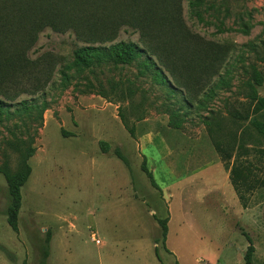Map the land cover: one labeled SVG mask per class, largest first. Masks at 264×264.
<instances>
[{
  "label": "rangeland",
  "instance_id": "rangeland-1",
  "mask_svg": "<svg viewBox=\"0 0 264 264\" xmlns=\"http://www.w3.org/2000/svg\"><path fill=\"white\" fill-rule=\"evenodd\" d=\"M122 1L124 10L116 11ZM128 2L83 0L68 10L76 30L46 27L29 52L47 72L44 88L0 97V164L15 171L14 145L33 148L17 232L8 224L10 195L0 172V264H243V233L254 247L251 264H264V185L240 205L228 179L233 157L225 165L214 148L233 134L231 155L249 160L264 180V140L248 125L251 116L264 121V108L251 113L255 102L245 97L251 67L263 65L264 0H201L199 15L178 0L184 38L216 43L218 55L225 53L211 77L193 85L189 102L170 91L174 85L155 83L151 70L138 72L146 54L92 72L70 67L78 46L117 41L143 51L158 44L150 58L159 62L167 36L130 24ZM257 92L264 97V82ZM233 109L241 116L235 121ZM166 110L182 119L179 129L168 125Z\"/></svg>",
  "mask_w": 264,
  "mask_h": 264
},
{
  "label": "trees",
  "instance_id": "trees-1",
  "mask_svg": "<svg viewBox=\"0 0 264 264\" xmlns=\"http://www.w3.org/2000/svg\"><path fill=\"white\" fill-rule=\"evenodd\" d=\"M83 0H0V97L3 99H16L22 93H36L44 88L47 80L46 70L39 67V61L29 57V52L35 44L39 32L46 27H50L56 32H65L69 29L73 31L79 26L76 23V17L70 12L79 9L78 5ZM201 0H188V6L195 8V13L200 14ZM123 5H119L116 11L122 12ZM128 11L123 14L130 24H135L136 29L148 33L149 31H159L166 35V48L163 50V57L159 58V62L153 61L151 54H158L160 46L149 45L147 51L139 49L133 42L117 41L109 44V46H96L93 44H84L78 46L74 51V60L70 67L78 70H87L92 72L94 68L102 66H123L132 63L141 55L146 54L147 59L141 63L138 69L140 74L151 70L152 80L157 84L170 83L174 85L171 92L182 93L185 98L194 97L193 85L198 84L206 75L208 79L211 74L220 67L225 58L224 55H218L220 46L216 43L205 42L202 40L195 41L189 34L185 32L180 18V6L178 0H129L127 5ZM103 25L109 28V20L102 18ZM112 23L114 19H110ZM84 25L82 24V27ZM166 33V34H165ZM187 35V36H186ZM181 36V37H180ZM181 49H178L179 47ZM262 70L264 71V57L260 59ZM157 65V66H156ZM262 70L255 66L251 67L249 77L245 85L247 90L245 97L252 102L251 113H257L264 108V97H260L257 87L262 86L264 82ZM170 77L167 78V74ZM65 75V72L62 71ZM205 79V77H204ZM102 97L104 94L98 93ZM0 98V113L2 112L3 99ZM189 99L187 101L189 102ZM25 104V102L23 103ZM32 109V108H30ZM29 107L25 110L30 111ZM169 114L168 125L179 129L182 119H174L175 113L166 110ZM173 113V114H172ZM232 121L241 117L239 112L232 110L229 113ZM247 118V114L242 116ZM248 125L255 130L257 135L264 140V121H258L254 116L248 120ZM129 133L133 135V129L127 128ZM231 142L214 141V148L217 152L219 160L223 164H227L233 157L228 179L231 187L243 207H246L249 194L257 187L264 185V180L255 177L253 174V165L249 160L240 159L238 155H231V143H234L235 136L230 135ZM23 143V141H20ZM14 145V144H13ZM19 154V162L17 170H13L7 163L0 164V172H2L7 180L10 202L8 205V224L14 232L18 231L19 211L21 204L20 188L28 181L32 168L29 167L27 160L33 153V148L26 146L23 150L18 149L17 144L14 145ZM264 155V150L261 151ZM143 172L150 179L152 185L155 182L152 173L141 162ZM166 219L160 220L162 239L166 232ZM247 247L243 255V264L252 263V253L254 247L246 233H243ZM155 254L158 256L155 248ZM48 256V252H45ZM41 264H45L42 262Z\"/></svg>",
  "mask_w": 264,
  "mask_h": 264
},
{
  "label": "crops",
  "instance_id": "crops-1",
  "mask_svg": "<svg viewBox=\"0 0 264 264\" xmlns=\"http://www.w3.org/2000/svg\"><path fill=\"white\" fill-rule=\"evenodd\" d=\"M151 141V140H150ZM228 174H229V172H228Z\"/></svg>",
  "mask_w": 264,
  "mask_h": 264
}]
</instances>
